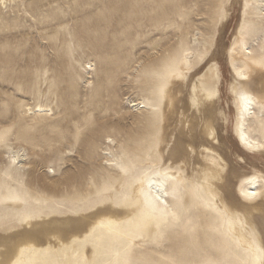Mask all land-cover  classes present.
Wrapping results in <instances>:
<instances>
[{"label": "rangeland", "instance_id": "rangeland-1", "mask_svg": "<svg viewBox=\"0 0 264 264\" xmlns=\"http://www.w3.org/2000/svg\"><path fill=\"white\" fill-rule=\"evenodd\" d=\"M258 17L253 2L243 0H22L0 7V232L132 197L138 179L158 163L155 105L195 32L201 44L185 77L206 79L217 93L230 165L264 175V153L236 141L226 61L236 30L254 58H264ZM130 99L154 106L139 111ZM36 104L50 109L30 113ZM256 115L248 130L264 139V107ZM108 149L131 163L121 177L105 165ZM192 200L175 206L178 217L158 224L150 239L137 240L123 264H247L219 213ZM256 219L264 240V213ZM104 245L97 264L101 255L103 264L112 260ZM49 251L30 247L22 264H66L64 254Z\"/></svg>", "mask_w": 264, "mask_h": 264}, {"label": "bare ground", "instance_id": "bare-ground-1", "mask_svg": "<svg viewBox=\"0 0 264 264\" xmlns=\"http://www.w3.org/2000/svg\"><path fill=\"white\" fill-rule=\"evenodd\" d=\"M18 1L22 0H0V7ZM243 1L253 2L258 21H264V0ZM199 35L192 33L191 48L161 89V103L155 105L161 121L158 163L138 179L132 197L118 206L109 202L76 216L27 219L18 229L0 232V264H22L30 247L41 246L58 256L64 254L66 264H79L73 258L97 264V251L106 250L104 243L111 254L110 264H123L137 240L150 239L158 224L178 217L175 206L187 208L193 197L219 213L224 231L245 253L247 264H262L264 240L256 216L264 213V175L242 173L230 165L229 148L219 138L222 108L217 93L210 81L185 77L201 44ZM254 54L244 34L236 30L233 43L226 48L235 101L234 135L246 151L264 153V139L248 130L249 121L259 118L256 109L264 107V58H254ZM129 103L139 111L154 106L144 99ZM48 109L44 104L28 108L30 113ZM105 155V165L115 176L130 170L131 163L120 155L110 149ZM14 156L23 167L17 151ZM106 260L101 255L100 264Z\"/></svg>", "mask_w": 264, "mask_h": 264}, {"label": "snow or ice", "instance_id": "snow-or-ice-1", "mask_svg": "<svg viewBox=\"0 0 264 264\" xmlns=\"http://www.w3.org/2000/svg\"><path fill=\"white\" fill-rule=\"evenodd\" d=\"M246 99V98H245ZM156 199H159V197H156ZM262 255H264V254H262ZM262 264H264V260H262Z\"/></svg>", "mask_w": 264, "mask_h": 264}]
</instances>
